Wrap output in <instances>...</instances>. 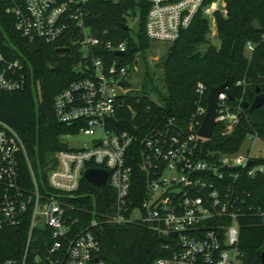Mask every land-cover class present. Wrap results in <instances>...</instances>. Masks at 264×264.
<instances>
[{"label": "built area", "instance_id": "obj_1", "mask_svg": "<svg viewBox=\"0 0 264 264\" xmlns=\"http://www.w3.org/2000/svg\"><path fill=\"white\" fill-rule=\"evenodd\" d=\"M2 1L21 38L45 44L62 41L57 48L65 50L67 40L80 53L73 64L78 76L53 95L51 107L56 122L77 130L62 134L60 140L82 134L88 141L75 148L61 140L65 149L52 151L42 165L33 167L18 133L0 120V230H25L18 254L0 256V264H106L98 255L94 229L102 223L126 222L148 225L156 238L167 237L157 239L163 254L152 264H242L238 219L262 215L244 186L264 176V162L256 161L264 157L252 156L249 150L240 154L239 148L244 140L264 139L246 133L234 152L203 150L202 142L210 137L197 133L206 107L201 82L194 86L193 109L184 127L167 118L142 134L133 132L141 129L135 123L133 131L116 130L117 116L129 108L127 84L136 60L127 54L126 40L107 29L91 32L88 0ZM147 2L143 29L148 42H173L197 13L212 27L215 14H226L224 0ZM252 48L247 42L244 51L248 54ZM27 67L0 47V91L31 86ZM234 85L244 82L236 80ZM228 96L224 85L214 110L213 127L220 124L224 135L238 124L241 111V98L232 103ZM88 168L105 171L104 185L114 193L111 211L99 215L92 208L84 226L73 231L82 219L71 212L77 207L67 200L81 196L76 192Z\"/></svg>", "mask_w": 264, "mask_h": 264}, {"label": "trees", "instance_id": "obj_2", "mask_svg": "<svg viewBox=\"0 0 264 264\" xmlns=\"http://www.w3.org/2000/svg\"><path fill=\"white\" fill-rule=\"evenodd\" d=\"M226 14H215V42L207 38L208 20L197 13L188 27L181 29L171 42L159 64L162 79L160 93L151 86V74L143 71V89H152L161 105L154 104L144 95L131 92L125 99L129 108L122 109L117 116L116 130L133 131L131 124L141 127L142 134L148 127L160 125L167 118L184 127L193 109L194 86L201 82L205 94L211 87L224 84L228 87L229 100L234 103L241 98L240 118L230 134H221L218 123L212 129L208 140L202 142L205 151L221 153L238 149L246 133H253L264 139V101L253 109L249 104L257 94H264V0H224ZM88 22L91 32L97 34L107 29L117 39L126 40L127 54L148 46L144 35V19L148 9L147 0H88ZM0 0V47L20 58L28 65L32 85L23 91H0V120L10 125L20 136L26 157L33 167L42 165L52 151L65 149L60 136L69 131V126L55 121L51 103L53 95L68 81L78 75L73 64L80 53L67 40V49L56 51L62 41L51 44L28 42L20 37L13 27L12 19L3 11ZM138 16L137 30L123 29L130 19ZM131 33L135 34L133 39ZM250 42L252 50L247 54L245 44ZM112 55L111 52H108ZM236 80H243L244 86H235ZM246 102L248 106L242 104ZM264 162V158H257ZM21 173L26 176V166L21 162ZM245 189L251 194V202L262 212L261 216L239 218L237 248L242 264H259L260 252L264 250V176L247 180ZM76 200H67L82 220L73 231L80 230L95 208L99 215L111 211L114 197L108 186H97L81 180ZM24 227L0 230V256L12 257L18 254L24 238ZM99 244V257L106 264H152L161 256L156 231L138 222L120 225L102 223L94 229Z\"/></svg>", "mask_w": 264, "mask_h": 264}, {"label": "rangeland", "instance_id": "obj_3", "mask_svg": "<svg viewBox=\"0 0 264 264\" xmlns=\"http://www.w3.org/2000/svg\"><path fill=\"white\" fill-rule=\"evenodd\" d=\"M138 16L128 21L129 29L135 33L137 30ZM215 25L214 27L208 23L207 38L211 43L215 42ZM171 43L148 42V46L144 49H137L132 54L136 57L135 66L131 70V76L127 84L128 90L134 92L136 96L144 95L150 99L154 104L161 105L160 99L157 94L149 88L143 89V71L144 67L147 68L151 74V86H154L160 93L162 90V79L160 75L159 64L162 62L165 52ZM61 140L69 147H81L87 144L88 136L77 134L68 137H62ZM245 150H249L250 155L264 157V143L258 139L253 141L244 140L239 148V153L242 154Z\"/></svg>", "mask_w": 264, "mask_h": 264}, {"label": "water", "instance_id": "obj_4", "mask_svg": "<svg viewBox=\"0 0 264 264\" xmlns=\"http://www.w3.org/2000/svg\"><path fill=\"white\" fill-rule=\"evenodd\" d=\"M122 28L126 29L127 26L124 24ZM63 50H65V48H57V51H63ZM115 53L121 54V52H115ZM223 86L224 84L222 83L215 87H211L207 91L205 113L202 117L200 126L197 131L198 135L202 138L207 139L211 135V131L214 125V110H215V104H216V95L218 92L221 91ZM263 101H264V94H257L253 98L249 106L246 102H244L242 105L244 107L248 106V109H253L259 106ZM105 177H106L105 171L98 169V168H88V169H85L83 172V178L87 180L88 182L94 185H97V186H103L105 184ZM157 239L158 240H168L167 237L162 236L160 234L157 235ZM259 264H264V250L260 252Z\"/></svg>", "mask_w": 264, "mask_h": 264}]
</instances>
